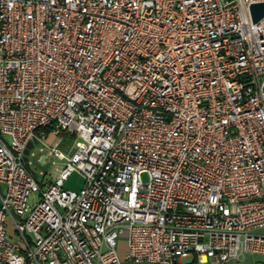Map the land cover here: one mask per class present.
I'll use <instances>...</instances> for the list:
<instances>
[{
	"label": "built area",
	"instance_id": "2783aa9c",
	"mask_svg": "<svg viewBox=\"0 0 264 264\" xmlns=\"http://www.w3.org/2000/svg\"><path fill=\"white\" fill-rule=\"evenodd\" d=\"M257 3L0 0V264L264 256ZM35 135L62 162L48 182L25 165Z\"/></svg>",
	"mask_w": 264,
	"mask_h": 264
},
{
	"label": "rangeland",
	"instance_id": "374dc122",
	"mask_svg": "<svg viewBox=\"0 0 264 264\" xmlns=\"http://www.w3.org/2000/svg\"><path fill=\"white\" fill-rule=\"evenodd\" d=\"M59 137L61 139L59 149L62 150L63 153H67L66 151L68 149V146L71 144L73 139L66 132H62ZM43 155L48 156V158L44 161L43 164H40L39 159ZM24 160L27 170L37 182L50 181L51 175L53 174L55 167H58L62 164V162L50 156L49 139L41 140L36 135L30 140L25 150ZM139 177L143 182L146 181L145 174H142ZM80 185L81 178L76 173H73L64 182L63 188L68 190H78L80 188ZM30 199H37V195H32ZM6 231L9 236H15L13 226L9 220L7 221ZM256 233L259 235H264V229L258 230ZM187 260L188 259H183L182 262H186ZM228 264H264V256L246 255L245 258H240L239 260L232 261Z\"/></svg>",
	"mask_w": 264,
	"mask_h": 264
},
{
	"label": "water",
	"instance_id": "95a60500",
	"mask_svg": "<svg viewBox=\"0 0 264 264\" xmlns=\"http://www.w3.org/2000/svg\"><path fill=\"white\" fill-rule=\"evenodd\" d=\"M249 13H250L252 23H256L262 17H264V3H257V4L250 5ZM46 158H47L46 155L41 156L39 159V163L43 164Z\"/></svg>",
	"mask_w": 264,
	"mask_h": 264
},
{
	"label": "crops",
	"instance_id": "0c3cea01",
	"mask_svg": "<svg viewBox=\"0 0 264 264\" xmlns=\"http://www.w3.org/2000/svg\"><path fill=\"white\" fill-rule=\"evenodd\" d=\"M50 142H51V139H49V144H50ZM0 190H3V187H0ZM123 250H124V244L120 243V245H119L120 254L123 252ZM139 264H147V263H139Z\"/></svg>",
	"mask_w": 264,
	"mask_h": 264
}]
</instances>
